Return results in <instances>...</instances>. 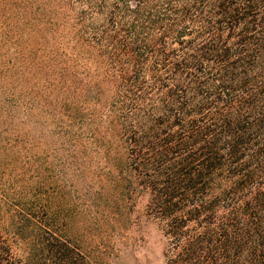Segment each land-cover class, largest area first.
I'll use <instances>...</instances> for the list:
<instances>
[{
  "label": "trees",
  "instance_id": "trees-1",
  "mask_svg": "<svg viewBox=\"0 0 264 264\" xmlns=\"http://www.w3.org/2000/svg\"><path fill=\"white\" fill-rule=\"evenodd\" d=\"M2 135L0 264H264V0H0Z\"/></svg>",
  "mask_w": 264,
  "mask_h": 264
},
{
  "label": "rangeland",
  "instance_id": "rangeland-1",
  "mask_svg": "<svg viewBox=\"0 0 264 264\" xmlns=\"http://www.w3.org/2000/svg\"><path fill=\"white\" fill-rule=\"evenodd\" d=\"M30 131H31V133L34 132L33 129H31ZM3 136H4V135H2V136H0V137H3ZM31 152H32V153L35 152V149H34V150H31ZM155 240L157 241L156 238H155ZM158 251H159V247H157V245H156V253H159Z\"/></svg>",
  "mask_w": 264,
  "mask_h": 264
}]
</instances>
